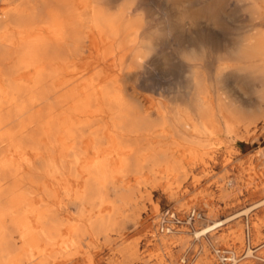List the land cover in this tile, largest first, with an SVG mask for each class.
I'll use <instances>...</instances> for the list:
<instances>
[{
	"label": "bare ground",
	"instance_id": "bare-ground-1",
	"mask_svg": "<svg viewBox=\"0 0 264 264\" xmlns=\"http://www.w3.org/2000/svg\"><path fill=\"white\" fill-rule=\"evenodd\" d=\"M225 1L0 0V264L186 262L188 221L140 200L264 155V0Z\"/></svg>",
	"mask_w": 264,
	"mask_h": 264
},
{
	"label": "rangeland",
	"instance_id": "rangeland-1",
	"mask_svg": "<svg viewBox=\"0 0 264 264\" xmlns=\"http://www.w3.org/2000/svg\"><path fill=\"white\" fill-rule=\"evenodd\" d=\"M206 1L210 2L211 0ZM225 2L231 5L241 3L234 0H226ZM220 11L225 17L227 26L232 28L242 24L247 12V10L238 6H226ZM243 91L244 89L239 90L242 95H244ZM258 147L264 148V141L247 148L244 153H248ZM216 156L217 160L214 163H209L205 169L199 165L194 166L192 173L198 177V180L193 182L192 178H189L184 184L186 191L184 193L182 191L179 192L176 198L169 197L162 187L151 189L150 199L144 198V200H140V205L144 204L145 206L142 217L147 224H154L157 220H161V216L166 211H175L177 218H181L185 223L188 221L187 224L181 225L182 227L179 228L180 232L176 231V235H186L188 243H190L186 248V262L184 264H264V202L261 203L260 201L262 195L251 192L263 176L264 155H230V157L234 158L226 167H223L222 162L227 155ZM205 170L208 171L205 172ZM204 173L208 174L205 175ZM147 174L148 171L144 168L141 175ZM135 176L136 174L131 173L126 178L130 181L129 186L132 185V179ZM230 179H232L233 184ZM162 182L165 184L167 180L162 179ZM149 186V184L141 185L142 195L146 193ZM228 192L230 193L227 194ZM178 199L180 202H187L188 206L186 208L180 207ZM153 204L158 205V211H153ZM193 208L201 213V218L189 222L187 213ZM228 216L230 217L226 219ZM218 219L222 221L221 225L195 237L193 231L214 221H219ZM155 226L157 228V224ZM159 232L162 233L161 231ZM173 247L175 252H177L178 246L173 244ZM148 251H161L160 253H163L164 249L150 246ZM155 262V258H151V264Z\"/></svg>",
	"mask_w": 264,
	"mask_h": 264
},
{
	"label": "built area",
	"instance_id": "built-area-1",
	"mask_svg": "<svg viewBox=\"0 0 264 264\" xmlns=\"http://www.w3.org/2000/svg\"><path fill=\"white\" fill-rule=\"evenodd\" d=\"M173 213H174L173 211H166V213H163V215L161 216V220L163 221V223L166 224V220H167L166 218ZM187 218L189 222L196 221L201 218V213L194 208L190 209L189 212L187 213ZM174 221L175 223H177L178 220L174 219Z\"/></svg>",
	"mask_w": 264,
	"mask_h": 264
}]
</instances>
